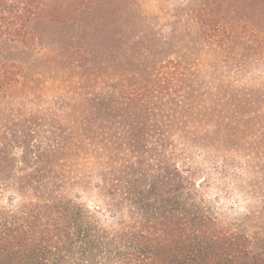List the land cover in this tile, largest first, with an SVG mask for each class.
<instances>
[{"label": "trees", "instance_id": "1", "mask_svg": "<svg viewBox=\"0 0 264 264\" xmlns=\"http://www.w3.org/2000/svg\"><path fill=\"white\" fill-rule=\"evenodd\" d=\"M44 9L45 0H0V132L5 139L4 106L16 100L25 73L22 63L6 57V47L34 45L32 23ZM193 12L202 40L227 47L229 58L238 53L233 40H251L252 53L264 55V0H202ZM190 82L182 63L170 59L150 80L111 95L117 106L137 108V161L129 162L124 184L120 176L110 180L107 160L120 138L102 136L104 128L97 126L92 132L99 133L87 141L77 134L86 132L84 121L71 123V105L62 116L72 135L50 139L37 154H24L20 166L9 143L0 139V264H264V247L255 248L246 233L223 223L187 175L184 93ZM261 83L237 93L261 95ZM241 101L235 103L239 114ZM253 110L251 133L264 124L263 110ZM225 117L212 119L223 140ZM128 124L132 132L136 126ZM214 133L206 131L212 144ZM125 139L136 144V138ZM11 190L19 202L13 196L3 202ZM89 196L96 207L85 204Z\"/></svg>", "mask_w": 264, "mask_h": 264}, {"label": "rangeland", "instance_id": "2", "mask_svg": "<svg viewBox=\"0 0 264 264\" xmlns=\"http://www.w3.org/2000/svg\"><path fill=\"white\" fill-rule=\"evenodd\" d=\"M201 3L45 0L44 11L32 23L34 45L13 42L6 47V57L22 63L25 73L16 100L4 106L7 138L0 132V139L9 143L8 151L20 166L24 154H37L50 139L72 135L65 131L69 124L62 116L71 105V123L84 121L86 132L77 134L87 141L99 133L92 132L97 126L104 128L102 136L120 138L119 145L110 146L107 160L110 180L115 183L120 176L124 184L129 162L137 161V108L117 106L111 95L150 80L162 63L179 61L191 78L184 93L189 104L187 175L200 185L223 223L246 233L255 248L264 247V124L253 133L247 130L253 127V109L264 112V93H237L264 84V55L252 53L251 40H233L231 46L242 56L232 58L227 47L203 41L193 12ZM249 62L247 67L237 65ZM240 100L244 109L239 114L235 103ZM214 114L226 116L224 140L212 121ZM128 123L136 126L132 132ZM209 129L217 135L213 144ZM126 135L136 138L134 146ZM98 178L96 173L94 180ZM12 196L21 200L11 190L3 202ZM85 204L94 208L99 203L89 196Z\"/></svg>", "mask_w": 264, "mask_h": 264}]
</instances>
